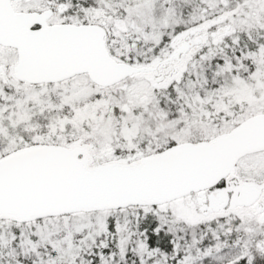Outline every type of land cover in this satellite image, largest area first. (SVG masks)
<instances>
[{
  "label": "snow or ice",
  "instance_id": "6c2138e0",
  "mask_svg": "<svg viewBox=\"0 0 264 264\" xmlns=\"http://www.w3.org/2000/svg\"><path fill=\"white\" fill-rule=\"evenodd\" d=\"M0 264H264V0H0Z\"/></svg>",
  "mask_w": 264,
  "mask_h": 264
}]
</instances>
